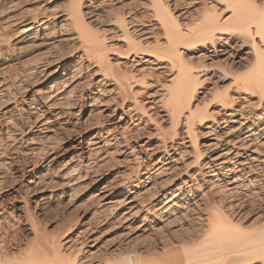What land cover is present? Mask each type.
Wrapping results in <instances>:
<instances>
[{
	"label": "bare ground",
	"instance_id": "bare-ground-1",
	"mask_svg": "<svg viewBox=\"0 0 264 264\" xmlns=\"http://www.w3.org/2000/svg\"><path fill=\"white\" fill-rule=\"evenodd\" d=\"M55 1L0 0V9L8 12L0 30L12 28L0 34V92L6 90V80L21 87L32 77L42 78L30 88L21 107L14 109L13 125L1 120L10 110L0 115L5 138L15 131L20 137L19 148L14 144L4 148L0 142V170L13 167L12 156L7 157L13 150L23 155L27 162L23 160L22 174L29 178L25 183L39 186L31 195L34 209L45 208L54 190L43 181L45 166L34 156L45 154L46 134L56 132L69 115L76 118L93 104L113 100L99 99L112 91L118 104L111 114L120 110L118 118L103 133L93 128L71 131L64 142L50 145L51 153L62 152H53L51 160L61 154L76 155L83 160L79 163L78 158L69 168L76 174L75 170L87 167L86 160L91 163L113 141L112 149L125 155L137 176L120 182L127 184L122 194L112 189L100 192L97 198L102 207L115 211L126 228L135 232H147L152 224L171 227L187 221L194 211L202 212L201 223L190 230L187 244L164 243L157 253L144 255L133 249L113 260L92 262L91 257L80 254L82 245L73 246L77 240L66 231L46 235L38 220L31 218L27 203L12 205L14 223L30 233L32 240L23 243L17 236L10 237V229L5 228L13 222L8 226L4 220L7 225L3 227L2 219L0 264H264V217L248 226L227 212L232 204L225 202L247 188L264 186V0H63L64 8L53 11ZM29 4L36 7L31 9ZM116 5H122V10ZM64 48L68 52L63 53ZM245 49L249 52L244 54ZM77 106L82 108L73 112ZM211 106L222 113L218 120L209 111ZM157 108L164 113L161 117L170 131L153 125L161 149L155 155L152 150L158 147L130 143L136 140L141 125L156 121L157 114L151 112ZM22 120H28L27 131L19 123ZM198 128L214 137L198 141ZM32 132L38 140L26 139L25 134ZM183 138L191 152L192 169L186 178L166 186L165 179L155 177L175 170L176 157L187 148ZM257 139L262 141L261 147ZM2 175L0 171V186ZM77 178L63 184L69 188ZM143 183L159 189L157 194L152 190L156 195L146 203L140 199L142 193H136ZM7 192V196L16 194L13 188ZM199 195L198 204L205 202L203 208L195 206Z\"/></svg>",
	"mask_w": 264,
	"mask_h": 264
},
{
	"label": "rangeland",
	"instance_id": "rangeland-1",
	"mask_svg": "<svg viewBox=\"0 0 264 264\" xmlns=\"http://www.w3.org/2000/svg\"><path fill=\"white\" fill-rule=\"evenodd\" d=\"M34 6H35V4H29L28 7L31 9H34L36 7V6L35 7ZM116 6L122 10V5H116ZM63 8H64L63 0H56L53 3V7H51V9L53 11H59V10L61 11ZM4 12L7 14H5ZM1 14H2V17H1ZM7 15H8V12L0 9V22H1L0 25L3 23L2 20L5 17H7ZM9 29L11 30L12 28H8V31H7V29H6V31L9 32L10 31ZM6 31H2V32L7 33ZM2 32L0 30V34H3ZM61 51L63 53H65V52H68V49L64 48V49H61ZM247 52H249L247 49H245L243 51L244 54ZM244 54H243L242 58L244 57L245 61H250V56H246ZM9 75H10V72H9ZM41 80H42V78L40 79V77H37V76L32 77L27 83L23 84L21 87H15V86L13 87V85H11L10 81H7V80H6V82H4V86L6 87V90L3 92H0L1 94H3V95L0 94V115L5 110H10L11 112L9 111L7 115L3 116L1 118L2 121L4 119L7 121L9 120L10 124L14 123L13 117L15 115V110L18 109L19 107H21V105H22L21 102H22V100L26 99V94L28 93L30 88L32 86L40 83ZM222 84H224V82ZM108 89H110V88L107 87V90ZM157 89H159V87ZM136 90H138V88H135V91ZM205 98H206V95H205ZM99 99H101L102 101H106V99H113V100H109L108 103L102 102L100 105L97 103H96V105L93 104V106H91L89 108V110H88V108H86L87 110H85L82 113L80 112V114L76 118H73V116L69 115L68 118L66 119V122L62 121L63 123L61 122V125L59 127L56 126L57 127L56 132L46 134L48 136V138H50V139L49 140L47 139V141H46L47 136L45 138V149L47 147V149L45 150V154H43V152L42 153L40 152L41 154L39 153V155L34 156L36 162L38 161V164L45 166V171H43V172L41 171L44 174V176L42 177L43 181L46 182V185L48 183L49 186L48 185L47 186L52 187L51 189L54 190V195L51 198L52 200H50L49 203L47 205H45V208H43L42 210L38 209V208L34 209L35 205L32 204L33 199L31 197V195L34 193L35 190H37L39 188V186L26 184L25 182L29 178L24 179V174H22L23 173L22 169H24V166H25V165L23 166V163L26 160V158L23 155L21 157V155L19 154V152H17L16 149L15 150L17 152L16 153L17 155L14 154L15 151L13 150L12 155L7 156L10 158L12 156L11 159L13 160V164H12L13 167L10 166V168H11V170H10V168L8 169L7 167L2 166L1 168L3 170L2 169L0 170L1 173L3 174L2 175V182L5 183V184L2 183V185L0 186V208H1L0 209V224H1L2 219L3 220H2L1 225L2 226L4 225L3 227H5L7 224H8V226H10L11 223L13 222L9 228H7V227L5 228V229H7L6 231H8L10 229V231L7 232L8 234H10L9 236L12 238H13V236L14 237L17 236L16 238H18L20 240L23 239L22 240V242L24 241L23 243L27 242L26 240L31 241L32 235L30 233L26 232L22 227L20 228L19 225L17 227V225L14 223L17 218H16V216H14L15 212L12 211V209H13L12 207H14V205L21 206L23 203H27L29 205V211H30L31 218L33 217L32 219L33 220L35 219V222H36V220H38L37 221L38 225L40 223L41 226L40 225L39 226H40V228L43 227L42 230H44L45 233L47 232L46 235L51 236L52 233L62 235V233L64 234L66 231L65 234H67L68 236H72V237H74V240L75 239L77 240V241H73L74 242L73 246L78 248L79 245L80 246L82 245L83 247L81 246L82 248L81 247L79 248L80 254H82L83 256H89V258L91 257L92 262H103V261H105V259L106 260H113V259L117 258L118 255H121L122 252H123V254L133 252V249H134V251L136 250L137 252H141L144 255L149 254L151 252L153 253L154 250L157 253L160 251V248L162 247V245H164V243L165 244L167 243L169 245H171L174 242L175 243H178V242L181 243L182 242L181 245L184 243L187 244L190 240L189 239L187 241V237H188L190 230H192L194 227L196 228L201 223L200 222L201 218H199V220H198V217H200L202 215L201 211H194V213H190V215H192V216H189L187 221L185 219L184 221L180 222L181 224L180 223L179 224L175 223V225L171 224V227H170V225L161 226L160 224H157V225L152 224V226H150V228L149 227L147 228L148 229L147 232H140V231L135 232V229L134 230L130 229V231H129V229L126 228L125 224L120 219H118V216H116L117 213H115V211H113L111 208H107V206H106L107 209L105 207L101 206V203H99L98 198H97V195L100 192L109 191L112 189V190L117 191V193L122 194V192L125 189L124 187L127 184H125V182H124V183H122L123 184L122 185L120 182L125 181V179H127L126 181L131 179L130 181H132L137 176L136 172H133V170L130 169L131 163L129 161L130 164H128L127 158H124L125 155L122 156V154H120L121 152H119L117 150L115 151L112 149V147L115 146V145H110L113 141H111L109 146L106 147L107 148L106 152L104 151V152L100 153L101 155L99 154V155L95 156L94 159L92 158L93 161L91 159L90 160V162L92 161L91 163H89V161L86 160L85 164L87 167L84 166V168L82 167L78 171L75 170L76 174L74 171L69 169L73 165V163L74 164L78 163L79 160H80L79 163H82L83 160H81L76 155L66 153V154H61V156L56 160H51L52 159L51 158L52 153L55 151H56L55 153H59L61 150L57 149L59 151L54 150L51 153L50 147L61 143V141L64 142V139L67 138L68 133H72V132L77 131V130L79 131L80 129H81L80 131H85L86 128L88 130H90V129L92 130V128H93L94 132L103 133L107 129V127H109V125H111L113 120L115 121L118 118V116L121 113L120 110H116L115 113H113V115L111 114V112L114 109V105L118 104V99L116 97L114 98V93H112V91L110 93H105V95L103 93ZM101 100H98V101H101ZM252 103H254L256 105V103L254 102L253 99H252ZM103 104H105V105L103 106ZM16 105H18V106H16ZM86 105H87V103L85 104V107H86ZM263 106H264V104H263ZM80 108H82V107L77 106L72 111L76 112ZM160 110H161L160 108L154 109L152 112L150 111V109L147 110V111L151 112V115H153L152 114L153 112H155V115L157 114L156 121L155 122L152 121V123L148 124V125L146 123L145 124L146 126L141 125L138 128V129H140V128L141 129L136 131L137 132V136H135V137H137V138H135L136 140L134 142L130 143V145H135V144H138V145L141 144L142 145L143 144V145L148 146L150 149L151 148L157 149V147H158L157 150H152L154 153H155V151H156V153L161 151L160 145L158 144L160 141V137L157 136V134L154 132L153 125H155V126L157 125L160 128H163L165 131H170V130L167 127V123L161 117L164 113ZM89 111H91L92 115L89 114L90 113ZM99 111H101L99 113V114H101L100 116L98 114ZM209 111L212 112V115L214 116V118L216 120H218L219 117L222 116V113L216 112L217 110L214 109V107H212V106L209 107ZM27 122H28V120H24V121L22 120L21 122H19V123H21L23 130H25V131H27V129H26ZM97 122L99 125L102 123L103 125L102 124L101 125L103 126L104 129L101 127V125L99 126L97 124ZM105 122H106V124H105ZM96 125L99 128H96ZM94 126H95V128H94ZM60 127L62 128V130ZM105 127H106V129H105ZM221 127H222V125H220L219 129H216L213 134L217 135V133L220 131ZM58 128H60V129H58ZM10 130H12V129H10ZM58 130H60V131H58ZM68 130H70V131H68ZM198 130H199L198 141L199 140L200 141H206V139L213 136V135L207 136V134H204L207 132V130H204L203 128H198ZM15 132L18 133L17 131H15ZM16 133L7 139L4 136L5 134H4L3 130H1L0 131L1 145L3 147L5 146V147L11 148L12 146H15V147L19 148L20 147V145H19L20 140H18V138H20V137ZM33 133L34 132H32L31 134L23 133L22 136H24V134H25L26 139L32 138L34 140H38L39 138H37V137H39V136H37L36 134H33ZM15 136L17 137L16 141H14L12 138ZM181 140H183V143L185 145L187 140L184 138ZM259 140L260 139H257L256 143L259 144V147H261L260 143L262 141L259 143ZM34 142H36V141H34ZM12 144H14V145H12ZM50 145H52V146H50ZM61 145H63V144H61ZM117 147H120V144ZM184 147H187V148L184 149V152H182V154H180V156L181 155L182 156L180 158L176 157L175 164H174L175 170H172L169 173H164L166 176L163 174V175H160L161 177L160 176L155 177L157 179H159V178L160 179L162 178V180L165 179L163 182L164 183L166 182L165 183L166 186L172 184L173 182L177 181L178 179L186 178L184 175H186V173H188V171H191V169H192V166H193L192 165L193 163L191 161L192 156H191L190 150L188 149V144H186ZM47 150L49 153L47 152ZM113 151H115L117 154H115V152H113ZM60 153H62V152H60ZM156 153H155V155H156ZM170 153H172V152H170ZM13 154L15 157L13 156ZM72 155H73V157H71ZM77 159H78V161H77ZM125 161H127V163ZM26 162H27V160H26ZM0 163H2V162L0 161ZM14 164H15V166H14ZM24 164H26V163H24ZM83 169H86L85 172L83 171ZM262 170H260V172L261 171L264 172V168H262ZM127 173H128V175H126ZM32 175H38V174L33 173ZM75 175L77 177H79V178H77L78 181L75 180L76 184L67 188L66 185L63 183H65L66 180L76 178ZM124 175H126V176H124ZM154 179H153V181L156 182L157 179L156 180H154ZM173 180H175V181H173ZM12 182H13V184H12ZM150 185L151 184H149L147 186V183L140 184L139 188H137V191H136V193L138 191L140 194L142 193L141 194L142 197L140 199H143V201L146 199L145 203H146V201H148L150 199V197L151 198L154 197L157 194V191H159L158 188H155V187L153 188V186H150ZM9 188L10 189L13 188L15 190L16 194L11 195V196H7L6 193H10V192H7ZM247 189L245 191L244 190L241 191L239 194H236L235 195L236 197L232 198L231 202L229 199H226L225 202H226V204L229 203V205L232 204L231 208H228L227 212L228 213L230 212L231 215L235 214L234 217L237 220H239V221H241V222H243L249 226L252 224H257L264 217L263 216L264 215V186L261 187V189H258L256 187H254V189L252 187H250L248 190ZM73 190L75 191V194L72 195V193H74ZM152 190L156 194H154ZM147 191L149 192V195H148ZM13 196H15V198H13ZM11 198L15 199L19 203L14 204L15 200H13ZM70 198H73V199L71 200ZM197 198H200V195L198 197H196L194 200L196 202L195 206H197V204L199 203V200ZM11 200H12V202H11ZM204 203L205 202L202 201V202H200V204H198V206L203 208V206L205 205ZM202 204H203V206H202ZM226 204H224V205H226ZM195 206H193V207L195 208ZM199 207H197V208H199ZM11 211H12V213H11ZM13 213H14V215H13ZM93 213H95V214H93ZM106 215H107V217H106ZM91 217H93L94 219ZM7 219H8V221L10 219V221L8 222ZM22 219L23 218H20V219H18V221H20ZM4 220L7 224L4 222ZM23 220H22V222H23ZM74 220H75V222H74ZM116 221H118V222L116 223ZM191 222H192V224H191ZM72 223H73V225H72ZM15 226H16V230H15ZM66 228H68V230ZM184 229L186 232L184 231ZM85 230H86V232H84ZM157 230H159L160 232L158 231L159 232L158 233ZM171 230H173V231L171 232ZM12 231L14 233L18 232L17 235H15L16 233L14 234ZM153 232H155L156 234H154ZM50 233H51V235H50ZM168 233H170V234H168ZM18 234L21 236V238H19L20 236L18 237ZM183 234H184V236H183ZM58 235H56V236H58ZM161 235L164 237H161ZM53 236H51V237H53ZM185 237H186V239H185ZM172 238L174 240H172ZM170 239H171V242H170ZM80 241H81V243H80ZM106 241H107V244H106ZM135 241H136V243H135ZM78 243H80V244H78ZM130 244H131V246H130ZM121 248H122V250H121ZM85 251H86V253H84ZM104 254H105V256H104ZM94 255L95 256L97 255V256L95 257ZM103 257H104V259H103Z\"/></svg>",
	"mask_w": 264,
	"mask_h": 264
}]
</instances>
